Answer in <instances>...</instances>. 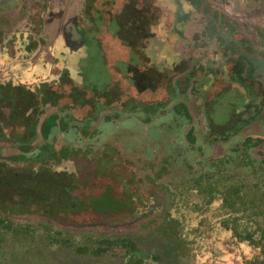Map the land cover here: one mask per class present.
I'll return each instance as SVG.
<instances>
[{
    "label": "rangeland",
    "instance_id": "obj_1",
    "mask_svg": "<svg viewBox=\"0 0 264 264\" xmlns=\"http://www.w3.org/2000/svg\"><path fill=\"white\" fill-rule=\"evenodd\" d=\"M249 2L258 9L264 3L262 0ZM158 6L160 21L150 29L155 35L142 50L147 59L145 66L160 73L157 75L160 84L156 82L155 88L149 91L141 92L139 72L135 73L128 65L122 64V60L113 57L117 52L115 42H111L113 44L108 51L100 47L103 43L104 46L108 44L102 36L85 40L76 51L68 50L57 41L55 49L60 53L57 52L55 64H51V56L48 62H45L47 57L44 56L31 58L26 63H17L18 58L8 59L7 64L12 70L18 66L23 71L15 81L33 85L41 83V79L45 82L55 80V86L63 90V96L60 100L52 94L48 97L46 92L50 86L46 85L43 86L44 92L36 90L25 102L24 96L6 101L7 112L11 111L12 102L21 112L27 107L29 109L25 111L28 119L6 121L0 117V221L10 218L14 225L25 228L23 231L26 228L34 230V239L45 237L41 234H44V223L47 221L52 223L54 230L73 232L78 241L90 243L101 236L100 232L104 230L97 228V223L102 219L108 221L104 218L108 216L111 223L105 225L108 226L107 234L129 233L136 236L152 225L147 220L140 221V217L148 214L147 200L153 198L149 192L157 188L161 193L159 197L164 194L166 198L152 202L149 213L161 207L174 216L181 214L191 227L195 225L194 219L205 213V205L197 208L190 203L200 201L202 197L205 204V170L208 169L205 168V159L209 164L212 156L230 158L235 154L230 148L242 143L246 136L262 138L260 146L264 152V101L260 102L264 99V41L261 52L254 42L252 45L256 47L251 55L243 53L241 60L235 56L230 59L234 64L230 71L222 67L219 74H212L213 66L209 62L205 65L204 60L203 66H198L196 56L188 53L190 59L186 60L189 66L179 72L175 66L184 62L185 49L181 44L186 45V41L178 31H182L183 24L189 20L190 10L203 11L205 5L202 0H158ZM235 9L240 12V18H249L242 14V7ZM256 16V24L263 27L264 16ZM192 27L201 33L204 24ZM246 27L243 26V30ZM222 28L220 26L212 36L209 46L212 43L217 45L219 52L237 54L234 49L240 43L229 41L232 39L230 32ZM112 30H115L114 25ZM218 37L222 39L217 40ZM200 46L205 56V45ZM126 54L130 63L138 62L133 54ZM213 59L219 63L223 56L214 55ZM190 64H193L192 67ZM118 67L124 69L121 75L116 70ZM55 69L61 72V76L60 72H52ZM202 75V79H198ZM213 81L215 84L211 85ZM257 85L261 91L256 94L254 89ZM55 86H51L52 92ZM208 86L209 92L206 89ZM114 92L119 94V99ZM106 97H114V101L109 102ZM116 99L119 103L115 102ZM6 114V118L13 116ZM260 146L248 152L260 159L261 155L256 154ZM238 153V160L241 161L245 153L242 149ZM238 160L230 165L231 172L244 176L250 183L257 182L259 173L252 169L243 170ZM144 174L149 177H144ZM158 175L162 178L155 183ZM138 177L142 181L134 180ZM198 186L201 193L196 190ZM70 187L72 195L77 196H72L75 207L70 196L62 197ZM42 197L53 199L52 204L62 205L64 215L60 214V217L68 219V214H73L71 222L45 216L51 212ZM216 204L213 203L212 207ZM121 207H124L123 211L114 215ZM72 209L80 211L71 212ZM19 210L26 212L19 214ZM79 225H87L88 228ZM217 229L220 238L227 237L223 227ZM22 230H12L11 235L15 239ZM84 230L91 232L92 236L83 235ZM201 230L205 235V224ZM143 241L147 246L156 248L164 240L148 236ZM225 248L228 252L215 262L207 261V264H243V255L252 253L245 245L226 244ZM50 250L52 264H104L74 257L67 259L65 256H68L69 250L58 245H52ZM17 251L19 261L22 259L20 264H25L27 257L30 260L34 256L45 258L42 250L34 256ZM118 251L121 249L114 248L112 253ZM195 258L205 262V250ZM111 260L112 263L108 264H114V259ZM150 264H156V261L151 260Z\"/></svg>",
    "mask_w": 264,
    "mask_h": 264
},
{
    "label": "trees",
    "instance_id": "obj_2",
    "mask_svg": "<svg viewBox=\"0 0 264 264\" xmlns=\"http://www.w3.org/2000/svg\"><path fill=\"white\" fill-rule=\"evenodd\" d=\"M262 142L263 139L260 137L246 136L242 143H237L230 148L231 152H235L230 158L212 156L213 160L209 164L205 159V168H208L205 170V204L202 197L200 201L190 202L194 207L198 206L197 208L205 205V213L203 212L202 216L194 219L195 225L191 226L192 228L188 226V222L186 223L185 217H182L181 214L174 216L167 209L159 207L156 211L149 213L151 203L160 198L156 197L155 192L152 200H147L146 212L148 214L139 216L140 221L147 220L152 225L145 232H140V235L137 233L136 236L128 235L129 233L107 234L108 226L105 227V225L110 224L111 221L106 216L104 218L108 221L102 219L97 223L99 224L97 228H102L104 231L100 232L101 236L93 239L94 242L78 241L74 238L73 232L54 230L52 223L47 221L44 223V234H41L45 237L37 236V239H34V230L30 231L29 228H26L27 230L23 231L22 229L25 228L14 225L12 219L9 218L5 219L6 221H0V264H20L22 259L19 261L17 250L31 256L41 250L44 252L45 258H35L34 256L31 261L27 257L25 264H52L50 253L52 245L69 250L68 256H65L67 259L74 257L89 263L100 261L108 264V262L112 263L111 259H114V264H150L151 260L156 261V264H207V261L215 262L224 252H228L225 248L226 244L245 245L252 250L249 256L243 255V264H264V152L261 151ZM255 146H260L256 151V154L261 155L260 159L248 152ZM241 149L245 154H241L242 160L239 161L240 153L238 151ZM236 160L239 161L243 170L252 169L258 172L259 180L250 183L244 176L233 174L230 165L237 162ZM1 165L4 166V164ZM196 190L201 193L199 186ZM68 191L62 197L70 196L71 203L75 207L74 198L77 196L72 195L71 187L68 188ZM41 199H45V204L50 207L51 213H46L45 216H49V219L71 222L73 214H68V219L60 217V214H63L61 204L56 202L52 204L51 200L53 199L47 197ZM215 202L217 204L212 207ZM74 209L71 212L80 211V209ZM122 209L124 207L118 209L114 215L123 211ZM23 211L26 212V210H19V214H22ZM56 211L57 213L54 214ZM82 212L85 213V211ZM114 222L116 221L114 220ZM204 224L205 235L201 230ZM26 225L28 227V224ZM219 226L226 230L227 237H219L217 229ZM12 230H22L23 232H19L20 236H15L14 239L11 235ZM82 233L92 236L91 232L86 230ZM29 236L32 238H30L31 241L28 239ZM148 236L156 239L161 237L164 240L163 244L156 248L147 246L143 238ZM5 241L8 243L5 244ZM114 248H120L121 251L113 254ZM203 250H205V262L200 259L195 260L196 255ZM35 259L39 261H35Z\"/></svg>",
    "mask_w": 264,
    "mask_h": 264
},
{
    "label": "flooded vegetation",
    "instance_id": "obj_3",
    "mask_svg": "<svg viewBox=\"0 0 264 264\" xmlns=\"http://www.w3.org/2000/svg\"><path fill=\"white\" fill-rule=\"evenodd\" d=\"M65 1L67 0H28L26 5L24 6V8L20 11V17L16 18L15 16H12L14 12H11L12 15H9L6 17L7 19H4V21L6 22H12L11 24H2L0 22V34L4 35L8 32H11V29H17L15 30L16 32L22 33L24 34L26 37L30 38L31 40H10L9 39V34L8 37L6 39H3L4 42L1 43L0 42V48L3 47H8V45L11 44H15L17 46V48H25L27 45L30 48H37V42L40 41V44H44L46 45L48 43L47 38L44 37H40V33H41V25H39V21L41 19H39L40 16L43 15V13H45L46 11H50L51 9L54 8V6L57 4V2H61V3H65ZM119 1H121L122 3H124L123 6H129L130 4H139V6L142 7H146L148 6V12L150 13V15H148V18L150 19V23L151 20L154 23H151L150 25L148 24V26L146 27L148 31H151V25H155V23L158 20L159 17V6H158V0H79L78 1V5H81V9L79 10V14L77 17V26L76 29L79 33H81V35L83 36V39H86V36L88 34V32H90L93 26H95L96 28H99V30H101V27H103L102 25L106 24L109 19H112V9L115 6V4L119 3ZM188 1V0H187ZM204 5H205V10L204 11V15H205V24H204V29L201 32V39L199 41H194L191 42L190 39H186V37L184 36V32H185V28L184 27L181 31V35L184 36V40L186 41V48H184L186 51L191 47V43L195 44L193 45V49H195L197 46V44H202L205 45V56L203 54H201L199 57L196 56V60L195 62H197L196 64L198 66H203V61L205 60V65L209 62V64L211 66H213V70H212V74L217 72L219 74L220 70L222 69V67H227L228 71H230L233 68V65L231 61H229L230 59L235 57H238L241 60V54H247L248 56L252 54V49L254 47H256V45H252L254 42H256V44L258 45V50L261 52L262 49L261 45L262 42L264 41V26L260 27L256 24V21L258 20V17L256 16V14H259L260 16H264V3L260 5L261 9H258L256 7V5H254V3L252 4L251 2L248 3L249 0H239L241 2H236V1H231V0H202ZM245 1V2H244ZM259 0H256V2ZM262 2H264V0H262ZM261 2V3H262ZM237 3H240L238 5H236ZM212 4H215L212 5ZM239 7L241 9L242 14L248 16L249 18L247 19H242L240 18V12H236L235 8ZM228 9V10H227ZM196 10L194 9L193 11L190 10L189 12V18L190 15L192 14V12H195ZM256 11H259L258 13H256ZM189 22V20H187L183 26H185L187 23ZM247 27L243 30V26ZM16 28H14V27ZM92 26V27H91ZM223 27L222 29L226 30L227 32H230V38H232L229 41H233V42H238L240 43L237 49H234V52L238 54H232L231 51H227V54H230L225 63H223V59L222 61H220L219 63L213 59L214 55H221V52H219V48L217 47V45H213L211 43V46H209V41H211V39L213 40L212 36H215L214 34L216 33V31L218 30L219 27ZM10 28V29H9ZM248 30V32H247ZM243 31V32H242ZM151 33V32H150ZM153 34V33H151ZM155 34V33H154ZM199 34V33H198ZM205 34V35H204ZM34 36V38L32 39V37ZM1 37V36H0ZM6 37V35H5ZM222 39L221 37H218L217 40ZM57 41H60V37H58L51 46H48V48L46 50H44L43 52L40 51L39 55L47 57V59L45 60V62H48L49 57H53L51 59V64H55L56 62L54 61L56 58V55L58 53H60L59 50H56V44ZM63 43V42H62ZM190 46V47H189ZM5 48V49H6ZM71 50L72 49H69ZM136 52L139 55H143L144 53H142L141 48L139 49H135ZM185 50H183V59L184 62L190 57L187 56V53H185ZM75 51V50H74ZM134 51V49H133ZM58 52V53H57ZM216 53V54H215ZM47 54V56H45ZM240 54V56H239ZM213 55V56H212ZM205 57V59L203 58ZM44 59V58H43ZM190 59V58H189ZM4 61V60H3ZM247 61V60H246ZM49 62V64H50ZM58 62V61H57ZM194 62V63H195ZM242 62H240L241 65ZM50 64V65H51ZM188 65V64H187ZM187 65L183 64V67H187ZM191 67L193 64H190ZM189 66V65H188ZM209 66V65H208ZM208 70V69H207ZM217 70V71H216ZM58 69L56 70H52L53 73H57ZM154 72V71H153ZM152 71H150V73H140V77H141V83H142V89L141 92H144L146 89L147 91H149L152 88H155V83L159 81L160 84V79L158 78L157 72L153 73ZM222 73V72H221ZM191 75V74H190ZM61 76V73H60ZM192 76V75H191ZM60 78V77H59ZM138 77H136L137 79ZM221 81V80H218ZM10 81H3L0 83V95L6 94L7 95V91H8V87L11 86ZM133 84H134V79H133ZM215 82L213 81L211 83V85H214ZM208 87H206V89H208ZM255 93H259L261 90L259 88V85H257V87L254 89ZM210 90L208 89V92ZM31 94H26L23 98L25 102L27 99L31 98ZM34 95V94H33ZM54 95V94H52ZM4 97V95H3ZM2 97V98H3ZM2 98H0V117H6L8 114L6 113H10V115L12 114L13 116L11 117L12 119H28L27 117H25V111L21 112L16 104H13V102L11 103L12 105L10 106V112H7V108L5 107L6 102L2 101ZM4 99V98H3ZM58 100V99H56ZM264 99L262 98L260 100V102H263ZM7 102H11L10 100ZM58 102V101H57ZM249 106V105H248ZM9 108V107H8ZM16 108V109H15ZM29 109V108H28ZM29 114V112L27 113ZM6 119V118H5ZM8 119V118H7ZM1 133V131H0ZM257 137V136H256ZM139 175H143V174H139ZM147 175L144 174V177H146ZM134 178V176H132ZM149 177V175L147 176ZM162 178L161 175H158L155 181V183L158 182V180ZM134 180L137 181H142L141 177H138ZM161 183V182H160ZM156 186V185H155ZM155 190L153 192H149L150 196L153 195L154 192L156 193V197H159V195L161 194L160 191L157 190V188H154ZM173 194V192H172ZM148 196V198L150 197ZM163 196L166 198V195L163 194ZM161 198H159V202Z\"/></svg>",
    "mask_w": 264,
    "mask_h": 264
},
{
    "label": "crops",
    "instance_id": "obj_4",
    "mask_svg": "<svg viewBox=\"0 0 264 264\" xmlns=\"http://www.w3.org/2000/svg\"><path fill=\"white\" fill-rule=\"evenodd\" d=\"M28 0H0V22L2 24H11L12 22H6L4 21V19H7L6 17L9 15H12L11 12H14L12 16H15L16 18L20 17V11L24 8V6L26 5ZM78 1L79 0H67L65 1V3H61V2H57V4L54 6L53 9H51L50 11H46L45 13H43L42 16L39 17V19H41L39 21V25H41V33H40V37H44L47 38L48 43L46 45L44 44H40V41L37 42L38 47L37 48H30L28 47V45L25 48H17V46L15 44H11L8 45V47H3L0 48V83L3 81H10L11 86L8 87V91H7V95L3 94L0 95V98H2L3 102H6L8 100H12L18 97H22L25 96L26 94H31L33 92H35L36 90L39 91L41 90L42 92L45 91V89L43 88V86L49 85L50 87L48 88L46 95H48V97H51V94H54V96L58 97L60 100V97L63 96V90L61 89H57V87L55 86V83H57V81L52 80L49 82H45V80L42 81L41 79V83L39 84H33L32 83H25L24 82L21 84L18 81H15V79L18 78V75L22 76L23 71L19 68H17L18 66H15V70H12V67L10 66V64H7L8 59H12V58H18V62L17 63H26L29 60H31V58L35 59L36 57H40L41 55H39L40 51H44L48 48V46H51L53 44V42L60 37L61 43L63 42V45L65 48H69L67 45V42L64 38V36L61 34V30L59 28L60 25H64L66 24L68 21H71V19H75V28L77 26V17H78V12L81 9V5H78ZM124 3H122L121 1H119V3L115 4V6L112 9V19H109V21L102 25L103 27H101V30H99V28H96L95 26H91L92 30L90 32H88L86 39H83V36L81 35V39L82 41H80V39L76 37H74L72 40L73 42H70L69 44H72L74 46H76L75 49L72 50H78L79 48H81L83 46V44L85 43V40H92L93 38H97V37H103V39L108 43L107 46H104V43L100 46L104 49H106L107 51L110 50V47H112L111 42H115L116 46L114 47L116 54L113 55V57H115L117 60H122L121 63L122 64H126V66L128 65V68H131V70H135V73L139 72V73H150V69L147 68L145 66V61L147 59H145L144 54L143 55H139L135 49H144V47L146 48L149 44V40L151 38H153V36L155 35L153 32V34L150 33V31L147 30V26L148 24L150 25L151 23H154L151 20L150 23V19L148 18V15H150V13L148 12L149 7L146 6L145 8L142 6H139V4H130L128 7L123 6ZM193 11V10H191ZM204 11H195L192 12V14L190 15L189 18V23L186 24L184 27L185 28V37L186 39H190L191 42L194 41H199L203 35L199 32V30H194V28L192 26H196L198 24H205V18H204ZM160 21V13H159V17L157 22L155 23V25L153 24V27L155 28V26L159 23ZM113 25L115 27V30H112ZM112 26V28H111ZM152 26V25H151ZM191 26V27H190ZM203 26V25H202ZM14 27V26H13ZM16 28V27H14ZM10 29V28H9ZM15 30L17 29H11V32L6 33V37L3 33V35L0 34V42L3 43L4 40L8 37L9 34V39L11 37V41L12 40H31V37L28 38L26 37L24 34L16 32ZM77 30V29H76ZM189 31L191 33H189ZM188 32V33H187ZM179 34H181V30L178 31ZM199 33V34H198ZM183 35V34H182ZM202 35V37H201ZM34 38V36L32 37V39ZM118 41V42H117ZM123 42V43H122ZM74 43V44H73ZM181 44V43H180ZM179 45V44H177ZM193 43H191V47L187 50V52L192 53L194 56L199 57L201 54H203V48H201L200 44H197V46H195L196 48L193 49ZM181 46L184 48H186V45L181 44ZM1 47V46H0ZM193 47V48H192ZM6 48V49H5ZM70 49V48H69ZM134 49V51H133ZM180 50H183L182 48H179ZM222 51V50H221ZM126 52H129L131 54H133V57L138 59V62L136 64L130 63V57L126 56ZM143 53V52H142ZM200 53V54H199ZM108 55V54H107ZM230 54H227L226 52L222 51L221 55L218 56H223V61L222 59L219 60L222 61L223 63H225L227 57ZM231 56V55H230ZM4 60V61H3ZM14 61V60H13ZM127 61V62H126ZM184 65H187L186 62H182L180 65L175 66V69L177 71H184L185 67H183ZM188 66V65H187ZM113 68V67H112ZM125 69V66H124ZM123 69V70H124ZM113 70H115V68H113ZM116 70H118V73L121 75V73H124L123 70H121V67H118ZM222 70V69H221ZM220 70V71H221ZM60 71H57V74ZM153 72V71H152ZM158 73V71H155ZM153 72V73H155ZM61 73V72H60ZM195 76V75H194ZM203 75L198 78V79H202ZM185 79V78H182ZM18 83V84H17ZM24 84V85H23ZM28 84V85H27ZM133 85V84H132ZM51 86H55V88H53V92L51 91ZM73 86H75L73 84ZM36 91V92H37ZM50 93V94H49ZM116 92H114L115 94ZM116 98L119 99V94H115ZM105 99V98H104ZM107 100L110 101H114V97L113 98H108L106 97ZM113 99V100H112ZM116 99V103H119V101ZM108 104V103H107ZM88 110L86 109V112ZM91 111V110H90ZM88 113V112H87ZM6 117H4L5 119ZM17 119V118H16ZM15 119V120H16ZM6 121L12 120V118H6ZM10 153L12 154L13 150L10 149ZM16 153V152H15Z\"/></svg>",
    "mask_w": 264,
    "mask_h": 264
},
{
    "label": "water",
    "instance_id": "obj_5",
    "mask_svg": "<svg viewBox=\"0 0 264 264\" xmlns=\"http://www.w3.org/2000/svg\"><path fill=\"white\" fill-rule=\"evenodd\" d=\"M74 17H73V19H71V21H68L66 24L59 26V28L61 30V34L64 36V38H65V40L67 42V45H68V47L70 49H75L76 48V46H74L72 44H69L70 42H73V41H70V40H72L74 37L77 36V38L80 39V41H82L80 33L75 28V23L76 22H75ZM79 226L80 227H88L87 225H82V226L79 225Z\"/></svg>",
    "mask_w": 264,
    "mask_h": 264
}]
</instances>
